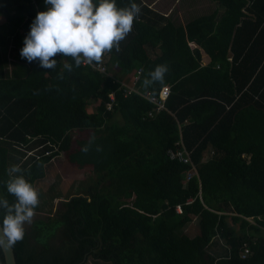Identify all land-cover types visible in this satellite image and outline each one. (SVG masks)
<instances>
[{
    "label": "trees",
    "instance_id": "trees-1",
    "mask_svg": "<svg viewBox=\"0 0 264 264\" xmlns=\"http://www.w3.org/2000/svg\"><path fill=\"white\" fill-rule=\"evenodd\" d=\"M213 1L177 25L136 0L118 50L79 66L58 53L46 69L20 55L44 0H0V55L12 42L19 53L9 75L0 57V195L14 202L18 165L40 201L65 199L13 245L17 264H264V0ZM159 64L163 85L146 88ZM165 87L166 108L149 115L142 94ZM184 147L191 164L170 157ZM61 155L65 174L89 175L72 194L41 188ZM194 219L195 236L181 234Z\"/></svg>",
    "mask_w": 264,
    "mask_h": 264
},
{
    "label": "clouds",
    "instance_id": "clouds-1",
    "mask_svg": "<svg viewBox=\"0 0 264 264\" xmlns=\"http://www.w3.org/2000/svg\"><path fill=\"white\" fill-rule=\"evenodd\" d=\"M46 9L39 11L30 25L20 55L28 62L39 60L42 68L54 69L58 53L71 57L76 66L82 61L99 62L106 51L114 47L133 29L141 12L136 0L120 7L117 0H44ZM71 69L72 65L66 63ZM168 72L159 64L144 79L147 88L154 82L162 85ZM87 151V148H85ZM6 190L15 197L10 202L0 195V250L11 248L25 235V225L31 223L40 202L37 188L18 165L9 169Z\"/></svg>",
    "mask_w": 264,
    "mask_h": 264
},
{
    "label": "rangeland",
    "instance_id": "rangeland-1",
    "mask_svg": "<svg viewBox=\"0 0 264 264\" xmlns=\"http://www.w3.org/2000/svg\"><path fill=\"white\" fill-rule=\"evenodd\" d=\"M184 1V0H183ZM186 1V0H185ZM199 5L195 3L194 6H191L189 3L186 5L177 4L176 7H174L172 13L170 14V18L175 22V24H187L188 21L191 20L192 17H196L198 15L203 14H209L211 13L215 8L216 5L208 4L207 2H204L203 0L198 1ZM157 8L160 9L161 12H167L169 13L172 5H169L165 2H162L161 5L157 4ZM2 19L0 20V22ZM1 51V50H0ZM0 57L6 59L7 63L5 65V69L9 74H11V63L15 62L18 58V49L15 47L14 43L12 42L8 47L1 52ZM15 59V60H14ZM11 76V75H10ZM94 101H92V104ZM89 106V109H94V104ZM33 145L38 147V151L42 150V146H38L39 144L33 143ZM45 146V145H44ZM35 152V151H32ZM31 152V153H32ZM65 161V157L61 155L60 157H57L56 159L52 160V163L54 164V169L56 170L55 173L53 172L49 178L42 183L41 188L44 190H49L51 186L54 185L56 192H61L63 190V187H65L67 190H64L69 193H75V190L77 189L81 179L87 178L89 175H79L75 172H71V174H65L62 168L63 162ZM88 179V178H87ZM62 201H65L64 197L56 199L53 204L50 203L49 200H47L46 203L40 201L41 206L43 207V211H35V215L32 219L31 223H27L25 225V229L29 230L32 226L33 222L38 219H47L48 217H54L56 211L61 207ZM196 223L197 219H194L193 222L186 225L185 228L180 230V233L183 234H189L190 236H195L196 233Z\"/></svg>",
    "mask_w": 264,
    "mask_h": 264
},
{
    "label": "built area",
    "instance_id": "built-area-1",
    "mask_svg": "<svg viewBox=\"0 0 264 264\" xmlns=\"http://www.w3.org/2000/svg\"><path fill=\"white\" fill-rule=\"evenodd\" d=\"M83 63L86 64L87 62L83 61ZM95 67L97 70H100L102 72L105 71V67L101 63L96 65ZM141 74H142V69H139L137 74L134 76V80H133L132 84L127 87L128 93H131L134 90H138V88H139L138 83H139ZM170 93H171L170 87H165L161 90V92L158 96L152 95V93H150V92H146V93L142 94L144 96V98L149 99L155 105L154 111H151L149 113V115H152L154 112H160L166 108V101H167L168 97L170 96ZM111 98H112V101L115 100L114 96H112ZM169 154H170V157L172 159H179L181 162L191 164L190 154L185 147L181 150H178V151L170 150ZM193 170L196 172L195 166H193ZM190 177H191V174H189L188 178H190ZM250 221H251V219H250ZM249 252H250V249L245 245V250L242 253V256L245 257Z\"/></svg>",
    "mask_w": 264,
    "mask_h": 264
},
{
    "label": "crops",
    "instance_id": "crops-1",
    "mask_svg": "<svg viewBox=\"0 0 264 264\" xmlns=\"http://www.w3.org/2000/svg\"><path fill=\"white\" fill-rule=\"evenodd\" d=\"M146 1L149 2V5H150L151 8L156 9V10H159V11H160V9L157 8V4H160L161 5L162 2H165V3L169 4V5H172L173 8H171V10H170L169 13L162 12L165 16H168L169 17L170 14L172 13L174 7H176L177 4H180L181 5V3H182V5H186V4L189 3L191 6H194L195 3L199 5L198 1H200V0H186V1L185 0L184 1L183 0H150V1L149 0H146ZM203 1L204 2H207L208 4L216 5V8L215 9H217V4L213 0H203ZM131 77H127V79L130 80Z\"/></svg>",
    "mask_w": 264,
    "mask_h": 264
},
{
    "label": "water",
    "instance_id": "water-1",
    "mask_svg": "<svg viewBox=\"0 0 264 264\" xmlns=\"http://www.w3.org/2000/svg\"><path fill=\"white\" fill-rule=\"evenodd\" d=\"M6 264H17L13 246L3 250Z\"/></svg>",
    "mask_w": 264,
    "mask_h": 264
}]
</instances>
